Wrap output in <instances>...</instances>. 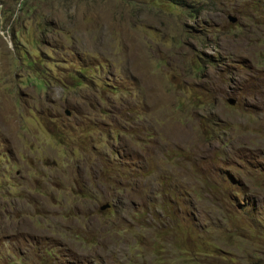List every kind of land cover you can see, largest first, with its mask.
Here are the masks:
<instances>
[{
	"label": "rangeland",
	"instance_id": "1",
	"mask_svg": "<svg viewBox=\"0 0 264 264\" xmlns=\"http://www.w3.org/2000/svg\"><path fill=\"white\" fill-rule=\"evenodd\" d=\"M0 264H264V0H0Z\"/></svg>",
	"mask_w": 264,
	"mask_h": 264
},
{
	"label": "water",
	"instance_id": "2",
	"mask_svg": "<svg viewBox=\"0 0 264 264\" xmlns=\"http://www.w3.org/2000/svg\"><path fill=\"white\" fill-rule=\"evenodd\" d=\"M230 19L232 20V21H235V18H233V17H230ZM228 102L230 103V104H235L236 103V100L235 99H228ZM109 207V204H105V205H103L102 207H101V209L102 210H104V209H106V208H108Z\"/></svg>",
	"mask_w": 264,
	"mask_h": 264
},
{
	"label": "trees",
	"instance_id": "3",
	"mask_svg": "<svg viewBox=\"0 0 264 264\" xmlns=\"http://www.w3.org/2000/svg\"><path fill=\"white\" fill-rule=\"evenodd\" d=\"M174 4H179L181 3L182 0H172Z\"/></svg>",
	"mask_w": 264,
	"mask_h": 264
},
{
	"label": "clouds",
	"instance_id": "4",
	"mask_svg": "<svg viewBox=\"0 0 264 264\" xmlns=\"http://www.w3.org/2000/svg\"><path fill=\"white\" fill-rule=\"evenodd\" d=\"M228 99H231V98H228ZM228 99H227V102H228ZM232 99H235V98H232ZM236 100V99H235ZM229 103V102H228ZM236 103H237V100H236ZM236 103L235 104H230V105H232V106H235L236 105ZM109 207H110V204H109ZM105 210V209H104Z\"/></svg>",
	"mask_w": 264,
	"mask_h": 264
}]
</instances>
